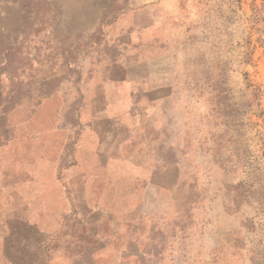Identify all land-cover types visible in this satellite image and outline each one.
<instances>
[{
	"label": "rangeland",
	"instance_id": "obj_1",
	"mask_svg": "<svg viewBox=\"0 0 264 264\" xmlns=\"http://www.w3.org/2000/svg\"><path fill=\"white\" fill-rule=\"evenodd\" d=\"M79 248L264 264V0H0V264Z\"/></svg>",
	"mask_w": 264,
	"mask_h": 264
},
{
	"label": "crops",
	"instance_id": "obj_2",
	"mask_svg": "<svg viewBox=\"0 0 264 264\" xmlns=\"http://www.w3.org/2000/svg\"><path fill=\"white\" fill-rule=\"evenodd\" d=\"M77 252L78 253H76L75 255H70V257L74 258V260L72 261V264H79L80 262L82 264H87V262L82 261L83 258L81 257V255L87 254V251H84V249L81 250L79 248Z\"/></svg>",
	"mask_w": 264,
	"mask_h": 264
}]
</instances>
